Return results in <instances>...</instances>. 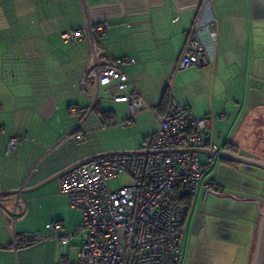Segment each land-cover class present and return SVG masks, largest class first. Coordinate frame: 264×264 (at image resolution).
<instances>
[{"label": "crops", "instance_id": "crops-1", "mask_svg": "<svg viewBox=\"0 0 264 264\" xmlns=\"http://www.w3.org/2000/svg\"><path fill=\"white\" fill-rule=\"evenodd\" d=\"M205 1L86 0V13L80 0H0V191L19 190L0 196V264L75 261L83 244L82 235L74 237L70 246H63L57 237L79 224L83 214L70 207L67 195L59 190V179L51 178L84 158L104 152L75 149L65 139L82 133L86 140V131L92 132L96 125L91 122L92 115H86L82 123L91 100V94L81 90L93 65L90 42L66 43L62 36L84 29L87 16L107 25L101 42L107 56L135 60L122 65L132 81L127 91L132 93L136 88L156 109L143 111L153 119L148 125L143 118H135L130 126L116 125H137L138 136L148 140L159 128L157 115L163 116L169 96H173L195 117L215 116L214 127L204 133L209 146L215 145L218 152L241 155L245 151L242 156L264 160V0ZM195 21L207 63L176 71L185 33ZM105 57L100 55V61ZM94 83V76H90L89 85ZM102 90L115 105L104 110L98 101V111H111L116 121L123 107L130 115L127 103H116L110 92ZM11 135L19 139L18 148L7 154ZM200 155L206 156L205 162L201 160L208 163L211 155ZM239 164L216 158L207 178L218 190L215 196L220 197L221 187H226V173L239 171L250 176L253 166ZM254 168L262 172L253 177L256 191L261 187L262 192L251 200L257 218L249 221L252 230L249 240L239 248L244 258L239 264H251L260 221L258 202L263 205L264 201V170ZM201 189L206 197L213 194L203 186ZM198 196L199 191L183 227L180 264L189 263L185 238L193 220V224L199 220L200 226L211 217L222 240L236 245L237 250L241 243L235 236L236 217L232 214L219 218L212 212L201 219L202 212L197 211L198 216L193 217ZM237 201L246 203L244 199ZM52 222H61L63 229L47 227ZM34 232H40L44 240L12 248L14 236ZM212 238L208 235L205 242L210 244Z\"/></svg>", "mask_w": 264, "mask_h": 264}, {"label": "built area", "instance_id": "built-area-1", "mask_svg": "<svg viewBox=\"0 0 264 264\" xmlns=\"http://www.w3.org/2000/svg\"><path fill=\"white\" fill-rule=\"evenodd\" d=\"M80 3L87 13L86 0ZM198 26L195 21L185 33L176 71L207 63L205 48L197 35ZM106 29V24L95 23L87 16L84 29L70 30L62 36L66 43L84 39L90 42L93 65L81 84V90L90 93L93 101L87 117L99 101L100 91L105 89L116 103L128 104L130 119L122 125L129 126L142 111L155 108L136 88L132 93L127 91L132 81L122 65L135 60L106 55L101 47ZM102 54L105 61L99 59ZM90 76L95 79L92 87ZM170 97L166 113L157 117L158 130L143 148L146 153L104 156L59 178L60 192L67 195L71 208L82 212L83 219L57 237L63 246H70L78 235L84 237L77 259L60 264H180V243L189 213L185 199L194 198L202 186L208 192L214 191L207 178L218 157L210 156L204 164L200 153L189 149L218 150L204 139V133L214 127L215 116L195 117L186 105ZM72 111L78 110L74 107ZM74 137L77 141L85 138L81 133ZM18 142L16 136H10L8 154L16 151ZM123 175L130 181L112 189L110 181ZM47 227L59 231L64 226L52 222ZM43 240L40 232L16 235L12 248L17 250Z\"/></svg>", "mask_w": 264, "mask_h": 264}, {"label": "rangeland", "instance_id": "rangeland-1", "mask_svg": "<svg viewBox=\"0 0 264 264\" xmlns=\"http://www.w3.org/2000/svg\"><path fill=\"white\" fill-rule=\"evenodd\" d=\"M99 101L103 104V109L108 110L114 107L113 101L110 100V97L103 93V90L100 91ZM88 112L91 111L93 106L92 99L89 101ZM125 106V105H122ZM85 109L81 111L84 112ZM147 113H141L136 119L143 118L146 125H148L149 121H153L152 118L149 119ZM93 116L92 121L96 122L94 129L92 132H87V138L84 141L75 140L74 135L70 137L66 136L65 139H68L67 142H70L73 148L82 149L91 148L100 152H110V151H125V150H136L141 147H144L146 141L144 138L138 136L140 134L137 129L139 126L123 128L120 125H113L111 127H104L102 124V115L99 112H93L90 114ZM129 109L127 107H123L117 115L118 121H122L123 118L128 117ZM84 119L82 117V123H84ZM132 128V129H131ZM129 129V130H128ZM110 150V151H109ZM241 155L247 154V152H241ZM202 160L205 162L207 160L206 156L201 155ZM217 164H220L218 161ZM240 165V164H239ZM217 166V165H216ZM242 166V165H240ZM250 176L239 171L235 173H226V180L224 184L226 187H221L222 197L215 196L217 192L213 187V194H208L207 197L204 195L202 187L199 189V196L197 198V208H194L193 217L196 216V212H202L201 219L203 216H212V212L215 213L219 218L226 217L228 214H232L231 217H236L235 220V236L237 240H240V245L237 244L238 250L236 249V245H232V243H226L224 240L220 238L221 231L219 226L214 224L213 219L211 217H206V224H201L199 226L197 220L196 224H192L189 227L187 237L185 238L187 256L186 260L189 262L188 264H239L244 260L241 257V248L242 245L246 244V241L249 240L248 232L249 229V221L250 219L257 218L254 205L252 203L253 197L259 195L260 190L256 191V183L253 177H256V174H262L261 170L255 169L254 167L250 169ZM222 175H224L222 171ZM254 180V181H253ZM130 179L123 175L119 178L113 179L110 181L109 185L112 189H115L125 182H129ZM235 192V193H232ZM218 193V192H217ZM241 194V195H240ZM239 199L246 200L245 202L237 201ZM264 202V201H263ZM221 216V217H220ZM217 230H216V229ZM216 231V234L214 233ZM208 235H212V239L210 244L206 243L205 240ZM226 244V248L221 247ZM184 247V244H183ZM185 248V247H184ZM240 254V255H239ZM75 255V251H72L73 258ZM67 259V258H66ZM69 260V258H68ZM66 260V261H68ZM72 260V259H71Z\"/></svg>", "mask_w": 264, "mask_h": 264}, {"label": "water", "instance_id": "water-1", "mask_svg": "<svg viewBox=\"0 0 264 264\" xmlns=\"http://www.w3.org/2000/svg\"><path fill=\"white\" fill-rule=\"evenodd\" d=\"M184 150V149H183ZM194 150L199 153H206L210 154L211 156L218 155L220 159L240 163L247 166H253L260 168L264 170V160L254 159L242 156L237 153H230V152H216L212 149H189ZM147 151L144 149L141 150H125V151H110V152H103L100 154H96L93 156H89L87 158H84L73 165L65 168L64 170L60 171L58 174L53 176L51 180H57L67 172L73 170L74 168H77L79 166L85 165L89 162H92L98 158L109 156V155H117V154H137V153H146ZM19 193V190H12V191H0V196H7V195H14ZM258 209H259V215H260V221L258 224V230H257V237H256V244L255 249L253 252L251 264H264V202L263 205H259L258 202Z\"/></svg>", "mask_w": 264, "mask_h": 264}, {"label": "trees", "instance_id": "trees-1", "mask_svg": "<svg viewBox=\"0 0 264 264\" xmlns=\"http://www.w3.org/2000/svg\"><path fill=\"white\" fill-rule=\"evenodd\" d=\"M170 99H171V97L169 96V99H168V102H167V104H166V111H167V108H168V106H169V103H170ZM98 104H99V102H97L96 103V105L94 106V108L92 109V111L94 112H99L101 115H102V117H103V126L104 127H106V128H108V127H111V126H113V125H116V124H123V122L125 121H122L121 123H119V122H117L114 118H113V115H112V112L111 111H98ZM154 111V110H153ZM190 111V110H189ZM143 112V111H142ZM141 112V113H142ZM155 112H156V109H155ZM92 113V112H91ZM140 113V114H141ZM166 113V112H165ZM164 113V114H165ZM191 113V112H190ZM163 114V115H164ZM86 115H88V111H87V113H85V115H84V117H83V119H85V116ZM138 116V115H137ZM136 116V117H137ZM157 117H159L158 115H157ZM130 119V115H129V117L126 119V120H129ZM135 119V118H134ZM133 119V120H134ZM107 122H115V123H113V124H111V125H109V126H107L106 125V123ZM133 123V122H132ZM132 123H131V125H132ZM123 126V125H122ZM130 126V125H129ZM82 134V133H81ZM84 135V134H83ZM85 136V135H84ZM150 138V137H149ZM85 139V138H84ZM83 141V140H82ZM17 148H18V145H17ZM16 151H17V149H16ZM15 151V152H16ZM14 152V153H15ZM8 154V153H7ZM10 154H13V153H10ZM218 191V190H217ZM192 201H193V198L192 197H190V198H186L185 199V203H186V205H187V207H188V210L190 209V207H191V205H192Z\"/></svg>", "mask_w": 264, "mask_h": 264}]
</instances>
